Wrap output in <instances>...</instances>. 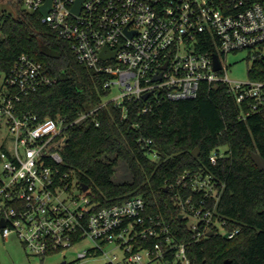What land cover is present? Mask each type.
<instances>
[{
  "label": "built area",
  "instance_id": "obj_1",
  "mask_svg": "<svg viewBox=\"0 0 264 264\" xmlns=\"http://www.w3.org/2000/svg\"><path fill=\"white\" fill-rule=\"evenodd\" d=\"M46 2L23 0V6L40 10L43 21L72 42L80 62L109 75L105 86L109 94L116 93L101 105L142 98V111H147L154 101L196 97L203 82L221 81L242 108L245 105L241 117L264 108V80L233 79L227 64V55L241 49L252 51L253 58L263 55L264 3L260 0H81L79 11L74 8L77 0H51L44 13L41 7ZM215 53L220 68H215ZM5 72L0 90L2 234H16L25 249L41 257L90 238L94 245L79 250L78 257L104 251L112 243L123 253H113L105 264H144V256L171 264L167 258L171 252L176 260L189 264L186 242L177 240L165 219L147 210L144 196L101 204L93 199L90 187L83 188L74 169L62 167L65 117L37 121L35 113L18 112L23 95L54 84L57 77L27 53ZM89 112H80L72 122ZM223 154L222 147H215L209 161L216 163ZM177 183L190 188L185 197L178 190L174 198L198 238L208 236L210 230L228 237L239 230L228 229L227 220L218 213L224 184L214 173L186 171ZM142 238L154 242L138 245Z\"/></svg>",
  "mask_w": 264,
  "mask_h": 264
},
{
  "label": "trees",
  "instance_id": "obj_2",
  "mask_svg": "<svg viewBox=\"0 0 264 264\" xmlns=\"http://www.w3.org/2000/svg\"><path fill=\"white\" fill-rule=\"evenodd\" d=\"M14 2L16 11L0 3V71L27 53L57 77L54 84L23 95L17 106L21 114L35 113L37 121L65 117L62 167L74 169L101 204L144 196L147 210L165 219L177 240L186 242L189 264H264V169L252 158L253 151L264 156V108L241 117L245 105L221 81L203 82L196 97L154 101L147 111H142V98L101 105L110 93L105 86L109 75L80 62L72 42L43 21L40 10L25 8L23 0ZM249 75L264 80V53L253 58ZM83 111L91 112L72 122ZM215 147L224 154L212 163L209 154ZM120 159L129 165L130 180L113 178ZM199 170L214 173L224 184L217 210L228 229L239 228L231 237L215 231L198 238L189 218L181 216L174 195L181 190L185 197L190 188L177 179ZM153 242L142 238L138 245ZM167 258L184 264L174 252Z\"/></svg>",
  "mask_w": 264,
  "mask_h": 264
},
{
  "label": "rangeland",
  "instance_id": "obj_3",
  "mask_svg": "<svg viewBox=\"0 0 264 264\" xmlns=\"http://www.w3.org/2000/svg\"><path fill=\"white\" fill-rule=\"evenodd\" d=\"M0 3L2 6L13 11H16L18 8V4H16L14 0H1ZM252 60V51L249 49L230 52L227 55L229 76L233 79L248 80L250 78L249 68L252 64ZM5 76L6 72L0 71V90L4 87ZM115 93L116 90L106 96V98H110ZM113 178L116 181L130 180L132 178V173L126 160L120 159L113 173ZM221 229L223 230V228ZM93 245L94 242L90 238H84L70 248L55 251L45 257L31 254L27 249L26 251L32 259L33 264H62L64 260H66V264H104L108 260L107 257L112 256L113 253H117L119 256L123 253L120 248L114 249V244L109 243L104 246V251L90 254L85 257H78L79 250ZM143 262L144 264H164L161 259L149 260L147 256H144Z\"/></svg>",
  "mask_w": 264,
  "mask_h": 264
},
{
  "label": "crops",
  "instance_id": "obj_4",
  "mask_svg": "<svg viewBox=\"0 0 264 264\" xmlns=\"http://www.w3.org/2000/svg\"><path fill=\"white\" fill-rule=\"evenodd\" d=\"M0 264H33V261L27 254L23 243L16 236V234L12 233L9 236H4L2 234L1 227Z\"/></svg>",
  "mask_w": 264,
  "mask_h": 264
},
{
  "label": "water",
  "instance_id": "obj_5",
  "mask_svg": "<svg viewBox=\"0 0 264 264\" xmlns=\"http://www.w3.org/2000/svg\"><path fill=\"white\" fill-rule=\"evenodd\" d=\"M50 3H51V0H47V2L42 5L41 9H42V11L44 13H47L49 11V9H50ZM80 3H81V0H77V4L74 7L75 10L79 11ZM101 56L104 57V58L106 57L105 52L103 50L101 51ZM214 59H215V68H220L221 67V61H220L219 55L217 53L214 54ZM143 97L144 98H147L148 97V92H146L143 95ZM199 151L200 150L197 147L194 152H195L196 155H198L199 154ZM252 158H253V160L255 161V163L258 165V167L260 169H264V156L261 153H259L257 151H253L252 152ZM82 186H83L84 189H87L89 187V185L87 183H85V182L82 183ZM4 224H5V222H4V219L2 218L0 220V226H2ZM213 233H214L213 230H210L209 231V235H212ZM227 263H230V260H227ZM62 264H66V260H64L62 262Z\"/></svg>",
  "mask_w": 264,
  "mask_h": 264
}]
</instances>
